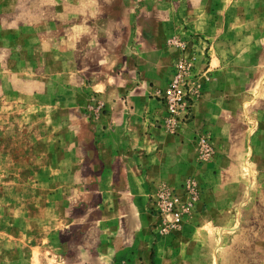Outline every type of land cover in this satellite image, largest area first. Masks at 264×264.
I'll return each instance as SVG.
<instances>
[{
	"label": "rangeland",
	"instance_id": "1",
	"mask_svg": "<svg viewBox=\"0 0 264 264\" xmlns=\"http://www.w3.org/2000/svg\"><path fill=\"white\" fill-rule=\"evenodd\" d=\"M107 116L179 139L177 178L102 171ZM0 264H264V0H0Z\"/></svg>",
	"mask_w": 264,
	"mask_h": 264
},
{
	"label": "crops",
	"instance_id": "2",
	"mask_svg": "<svg viewBox=\"0 0 264 264\" xmlns=\"http://www.w3.org/2000/svg\"><path fill=\"white\" fill-rule=\"evenodd\" d=\"M99 122L101 125H106V130L97 138L94 148L98 156L113 158L110 165L105 164L104 166L102 162V171L106 170L111 174L121 171L127 179V186L132 184L133 176L137 173L146 174L143 176L147 179L150 178L151 173L164 174L172 170L177 178V174L180 172L178 151L184 146V144H180L179 139L170 136H166L167 138L160 137L162 135L161 130L154 128L147 119L133 122L132 120L128 121L125 117L107 116L94 123ZM172 143L176 146L175 159L167 163L163 160V154L172 153L166 149V144L172 145ZM116 158L121 161L122 168L120 169L115 164ZM136 158H140V160ZM156 177L158 176L156 175ZM140 180L143 183L141 177ZM128 195H131L130 192Z\"/></svg>",
	"mask_w": 264,
	"mask_h": 264
},
{
	"label": "built area",
	"instance_id": "3",
	"mask_svg": "<svg viewBox=\"0 0 264 264\" xmlns=\"http://www.w3.org/2000/svg\"><path fill=\"white\" fill-rule=\"evenodd\" d=\"M179 67L181 68L182 66ZM186 93L187 91L183 89L182 86L177 84L176 79L165 91L163 97L168 102V107L171 113L176 112V105L180 104V106H182L181 100L185 101L184 99L186 95L189 99H191V96ZM187 106L185 105L186 108ZM206 142L207 141L205 138L200 139V144L205 147V150L203 151L204 154L205 152H208V144ZM184 192L188 197L183 202L181 197L182 195H180L176 190L169 189L167 187H161L154 196L152 205L153 210H155V212L160 218L163 219V221H169L172 225L179 224L184 210H190L195 202L193 187L191 184H185Z\"/></svg>",
	"mask_w": 264,
	"mask_h": 264
}]
</instances>
